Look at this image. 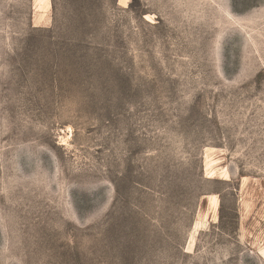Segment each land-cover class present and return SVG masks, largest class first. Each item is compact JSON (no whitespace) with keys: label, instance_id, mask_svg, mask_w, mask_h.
<instances>
[{"label":"rangeland","instance_id":"rangeland-1","mask_svg":"<svg viewBox=\"0 0 264 264\" xmlns=\"http://www.w3.org/2000/svg\"><path fill=\"white\" fill-rule=\"evenodd\" d=\"M0 264H264V0H0Z\"/></svg>","mask_w":264,"mask_h":264}]
</instances>
